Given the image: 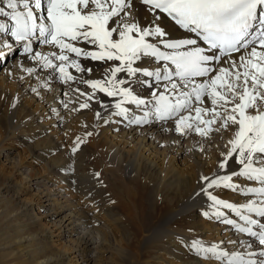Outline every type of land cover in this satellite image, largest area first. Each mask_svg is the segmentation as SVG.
<instances>
[{
    "label": "bare ground",
    "instance_id": "1",
    "mask_svg": "<svg viewBox=\"0 0 264 264\" xmlns=\"http://www.w3.org/2000/svg\"><path fill=\"white\" fill-rule=\"evenodd\" d=\"M134 3L139 9L137 18L142 24L147 23L151 13L138 0ZM42 5L37 15L48 23L46 0H42ZM0 6L10 11L4 4ZM6 20L11 23L0 16V22ZM166 30L169 35L161 39L195 38L175 26ZM146 39L157 43V38ZM4 42L12 48L3 47ZM72 43L87 51L98 50L83 42ZM158 46L162 51H170L162 44ZM0 51L8 53L6 62L0 65V105L4 108L12 105L19 110L17 121L11 122L6 117L2 124L0 152L8 139L23 141L20 135L30 139L26 131L35 133L34 137L44 134L35 144L41 152L31 149L30 152L34 161L37 157L45 159L46 170L52 174L33 180L40 172L36 165H18L23 161L20 152L15 155L16 160L11 157L12 152H6V160L0 158V264H227L226 258L217 260L210 253L198 251L194 244L217 245L218 250L239 252L245 259L249 253H255L251 258L258 262L264 259L259 255L264 245L259 244L257 237L223 222L232 219L247 226L244 221L232 210L214 205L202 191L209 182L202 177L211 180L232 176V183L238 186L235 190L221 184L208 192L237 206L250 201L257 205L264 202V196L242 191L264 185L234 174L242 168L237 154L229 158L224 168L219 166L230 148L231 130L213 131L207 137L190 130L177 132L176 117L160 120L154 113L152 94L165 92L168 82H157L142 71L135 75L126 71L116 74L117 80L126 81L119 87L130 88L134 96L146 101L139 107L125 102L122 107L128 109L126 116L117 115L116 104L123 97L108 96L83 81L111 79L110 70L119 61L92 60L66 53L85 71L68 68L75 79L65 81L58 70L32 59L36 52L59 54L54 45L33 39L32 52L25 53L24 42L0 33ZM243 51L233 54L234 58L238 60ZM49 58L55 65L60 64L55 57ZM164 63L142 57L133 67L153 71ZM28 69L33 71L30 73ZM85 103L88 107L81 108ZM203 106L210 104L206 102ZM145 112L149 113L147 122H133L137 117L145 118ZM57 131L61 135H55ZM8 162L10 166L6 165ZM54 175L73 184L75 192L91 200L96 207L94 211L102 213L105 219L89 215L84 206L58 212L78 201L60 202L67 198L57 191L58 184L55 187L49 183ZM25 184L26 193L34 190L35 194L20 198ZM105 192L122 204L119 207L108 204L105 200L110 195L103 197ZM45 202H51L52 207L47 209ZM217 211L223 215L217 216ZM242 211L264 223V217ZM251 227L260 231L258 225Z\"/></svg>",
    "mask_w": 264,
    "mask_h": 264
},
{
    "label": "snow or ice",
    "instance_id": "2",
    "mask_svg": "<svg viewBox=\"0 0 264 264\" xmlns=\"http://www.w3.org/2000/svg\"><path fill=\"white\" fill-rule=\"evenodd\" d=\"M0 4L10 10L0 6V16L11 21L10 24L0 22V33L24 42L25 53L32 52L33 39L54 45L60 50L59 54L36 52L32 59L46 68L58 70L65 81L75 79L68 68L85 71L66 53L92 60L119 61V65L110 70L111 79L83 81L108 96L119 94L123 97L116 104L117 115L126 116L128 109L122 107L125 102L137 107L146 103L134 96L130 88L119 87L126 81L116 79L118 72L135 75L142 71L144 76L154 77L157 82L167 81L165 92L169 95L165 92L152 94L156 117L160 120L176 117L175 130L181 134L190 130L207 137L213 131L231 130L230 148L220 168L237 154L242 168L234 174L264 185V0H138V4L151 13V19L145 24L137 18L139 9L134 0H46L48 23L37 15L43 6L42 0H0ZM174 26L194 34L195 38L161 39L169 35L166 29ZM253 28L255 32L251 31ZM148 37L157 38V43L149 42ZM73 41L93 45L98 50L87 51ZM158 44L170 51H162ZM2 46L12 48L7 42ZM242 49L243 54L237 60L233 54L241 53ZM6 55L8 53L0 51V60ZM49 56L55 57L60 64L55 65ZM142 57H153L165 63L153 71L133 67ZM28 71L31 73L33 69ZM206 102L210 106H203ZM80 107L87 108L88 104ZM183 112L189 114L182 115ZM193 112L195 115L191 114ZM148 115L145 112V118L137 117L133 122H147ZM202 179L209 181L202 191L213 204L232 210L247 226L232 219L223 222L257 237L259 244L264 245V223L242 211L264 217V202L257 205L250 201L240 206L228 203L208 189L223 184L235 190L238 186L232 183V176ZM242 191L264 196V187ZM216 215L223 213L217 211ZM253 225H258L260 231H253ZM193 247L212 254L217 260L226 258L227 264H264V259L258 262L251 258L255 253H249V258L245 259L239 252L229 254L218 250L217 245L194 244ZM259 255L264 257V251Z\"/></svg>",
    "mask_w": 264,
    "mask_h": 264
},
{
    "label": "rangeland",
    "instance_id": "3",
    "mask_svg": "<svg viewBox=\"0 0 264 264\" xmlns=\"http://www.w3.org/2000/svg\"><path fill=\"white\" fill-rule=\"evenodd\" d=\"M5 22L8 23L7 20ZM0 61H1L0 65H3L6 62L5 59H2ZM6 117H8L11 122L17 121V119L19 117V110L16 107L13 108L12 105H9L5 108L3 105H0V130H2V124L4 123V120ZM59 132L60 131H57L54 133H55V135H61V133H59ZM26 133L28 135H30L29 136L30 139L25 137L24 135H20V139H24L23 141H17L15 139L6 140V145L3 146L2 154L0 152V155H1L0 158L3 160H6L7 159L6 152H8V153L12 152L11 157H13V156L16 157V158H14L16 160L17 156H15V155L20 152V155H21V158H23V161H21L18 165L28 166V167L36 165L37 169L40 172L39 175L33 176V180L51 177L52 174L48 170H46V166H45L46 160L42 159L40 157H37L34 161V157L32 156V154L30 152V149L32 152H35V153L41 152L40 148L36 147L35 144L39 143V139H42L44 134L41 136L34 137L33 135L35 133H33V132L26 131ZM57 138L60 140V137H57ZM61 140H62V137H61ZM4 155H5V157H2ZM6 165L10 166L11 164L8 162V164H6ZM13 174L15 176H18V175H16L14 170H13ZM49 183L55 184V187L57 184L59 185V187L57 188V191H60L61 195L62 196L65 195V197L67 198V201H63V199L60 200V202L62 204L68 203V201H78V203L74 204V205L69 203L67 206L63 207V209H59L58 212H68V211L75 209V207L78 208L80 206H84V207H87V209L89 210L88 211L89 215H95L97 217H101L102 219H105V217L102 216V213H99V211H94V210H96V207L93 206V203L91 200L86 199L85 197L80 195L78 192H75L73 184L64 183L60 178H58L56 176H55V178L53 177ZM25 186H26V184L24 185V187H22V191L19 192L20 198H28V197H30L31 193L35 194L34 190H32L30 192V194L26 193L27 188ZM12 193L14 194V191ZM108 195H110V194L108 192H105L103 194V197L107 198ZM105 201H107L108 204H114L117 207H119L120 204H122L120 201L118 202V200L116 198H114L113 195H110L109 200L106 199ZM45 203H47V209H50L52 207V205H50L51 202H45ZM34 204H36V202ZM29 208H31V207L29 206Z\"/></svg>",
    "mask_w": 264,
    "mask_h": 264
}]
</instances>
